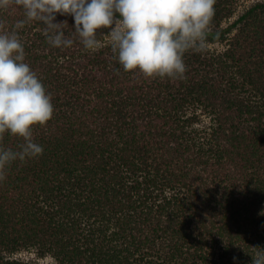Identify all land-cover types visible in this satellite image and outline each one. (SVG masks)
Returning a JSON list of instances; mask_svg holds the SVG:
<instances>
[{
  "label": "trees",
  "instance_id": "obj_1",
  "mask_svg": "<svg viewBox=\"0 0 264 264\" xmlns=\"http://www.w3.org/2000/svg\"><path fill=\"white\" fill-rule=\"evenodd\" d=\"M240 5L216 0L183 80L124 71L108 29L85 50L71 16L56 17L69 48L37 21L18 30L54 111L32 128L43 153L0 182V264H37L11 257L22 250L55 264H252L264 248V0ZM22 19L20 6L0 10L4 31ZM22 143L0 135V148Z\"/></svg>",
  "mask_w": 264,
  "mask_h": 264
},
{
  "label": "clouds",
  "instance_id": "obj_2",
  "mask_svg": "<svg viewBox=\"0 0 264 264\" xmlns=\"http://www.w3.org/2000/svg\"><path fill=\"white\" fill-rule=\"evenodd\" d=\"M216 0H0V10L20 6L25 19L4 31L0 21V135L20 137L19 150L0 148V182L14 161L36 158L43 147L33 140L32 128L46 124L54 107L37 74L25 62V48L18 30L37 21L49 45L69 48L67 21L56 22L57 14L71 16L73 35L85 50L98 51L100 29H108L111 50L124 71L138 70L146 78L185 79L184 54L203 52L214 16ZM252 264H264V248Z\"/></svg>",
  "mask_w": 264,
  "mask_h": 264
},
{
  "label": "rangeland",
  "instance_id": "obj_3",
  "mask_svg": "<svg viewBox=\"0 0 264 264\" xmlns=\"http://www.w3.org/2000/svg\"><path fill=\"white\" fill-rule=\"evenodd\" d=\"M255 1H261V0H239L241 9ZM214 47L219 48L221 47L219 44L214 45ZM199 117L200 125H207L209 123V119L203 115L200 114ZM14 259L25 261V262H32L37 264H55L53 259L49 256L45 257H39L37 256L33 251L31 250H22L20 252H17L11 256Z\"/></svg>",
  "mask_w": 264,
  "mask_h": 264
}]
</instances>
